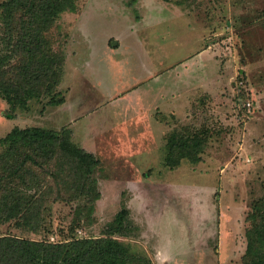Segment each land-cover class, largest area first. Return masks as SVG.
Wrapping results in <instances>:
<instances>
[{
    "label": "rangeland",
    "instance_id": "rangeland-1",
    "mask_svg": "<svg viewBox=\"0 0 264 264\" xmlns=\"http://www.w3.org/2000/svg\"><path fill=\"white\" fill-rule=\"evenodd\" d=\"M74 1L49 34L65 55L64 102L9 119L0 98V137L70 131L99 161V196L74 197L63 173L41 215L0 236L98 238L128 209L132 264H243L264 195V0ZM173 132L207 140L200 162L166 165Z\"/></svg>",
    "mask_w": 264,
    "mask_h": 264
},
{
    "label": "trees",
    "instance_id": "trees-1",
    "mask_svg": "<svg viewBox=\"0 0 264 264\" xmlns=\"http://www.w3.org/2000/svg\"><path fill=\"white\" fill-rule=\"evenodd\" d=\"M75 9L74 0L0 3V98L9 106V119L18 109H29L31 101L46 97L52 105L64 102L58 87L65 55L55 49L49 34L61 14ZM206 144L207 140L195 133L193 137L170 133L166 165L179 167L183 159L200 162ZM84 161L88 162L87 171L80 168ZM98 164L93 154L72 141L70 131L15 126L0 137V225L13 220L28 225L30 218L41 215L51 195L49 187L63 173L73 179L74 197L87 196L94 201L99 191L90 176ZM128 217L129 210L123 209L113 230L98 238L51 242L0 236V264H132L138 253L131 242L122 240L131 236L127 233ZM252 217L256 220L254 233L249 237L243 264H264V195L255 202Z\"/></svg>",
    "mask_w": 264,
    "mask_h": 264
},
{
    "label": "built area",
    "instance_id": "built-area-1",
    "mask_svg": "<svg viewBox=\"0 0 264 264\" xmlns=\"http://www.w3.org/2000/svg\"><path fill=\"white\" fill-rule=\"evenodd\" d=\"M250 106V104H248Z\"/></svg>",
    "mask_w": 264,
    "mask_h": 264
}]
</instances>
